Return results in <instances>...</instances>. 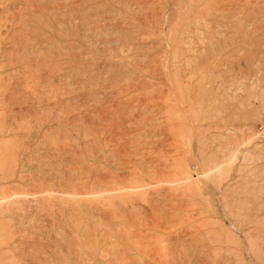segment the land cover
I'll return each mask as SVG.
<instances>
[{"label": "rangeland", "instance_id": "rangeland-1", "mask_svg": "<svg viewBox=\"0 0 264 264\" xmlns=\"http://www.w3.org/2000/svg\"><path fill=\"white\" fill-rule=\"evenodd\" d=\"M0 264H264V0H0Z\"/></svg>", "mask_w": 264, "mask_h": 264}]
</instances>
